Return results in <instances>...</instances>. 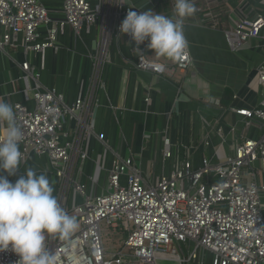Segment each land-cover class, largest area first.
Returning a JSON list of instances; mask_svg holds the SVG:
<instances>
[{"label":"built area","instance_id":"obj_1","mask_svg":"<svg viewBox=\"0 0 264 264\" xmlns=\"http://www.w3.org/2000/svg\"><path fill=\"white\" fill-rule=\"evenodd\" d=\"M251 1L194 0L197 11L191 17L206 28L220 30L231 51L255 39L264 53V0ZM173 8L174 0H62V17L54 19L38 0H0V50L19 46L25 54L40 55V69L44 68L46 49L57 47L66 25L76 35L97 28L88 97L80 94L68 105L54 89L36 86L33 108L12 104L22 131L23 159L32 153L48 158L58 179L57 199L80 225L68 239L47 237L46 245L58 255V264H164L157 254H167L164 258L177 262L180 259L172 248L187 240L193 242L187 260H198V264H203L205 252L211 254L210 264H264V182L258 180L264 172V96L255 108H229L247 123H256L259 134L244 138L233 155L222 160L214 162L203 156L197 169L186 161L148 185L133 157L117 156L98 194H88L85 184L75 178L77 161L87 157L82 141L90 131L88 117L95 92L103 86L101 69L110 39L123 36L131 42L127 34L119 32L129 10L152 9L174 18ZM186 21L187 17L184 24ZM132 43L134 66L140 71L173 78L192 65L189 43L185 57L170 62L152 58L154 51L146 47L147 40L139 48ZM21 68L37 81L39 71L31 70L28 61L22 62ZM257 79L264 85V62L257 68ZM213 103L220 104L219 100ZM68 118L77 121L79 131L74 138L64 132ZM216 134L223 137L221 128ZM97 138L104 139L102 134ZM162 144L163 156L170 157L167 135ZM204 144L208 145V140ZM70 189L82 199L68 206ZM116 229L125 235L119 248L112 251L105 240ZM18 259L10 248L0 251V264H16Z\"/></svg>","mask_w":264,"mask_h":264},{"label":"crops","instance_id":"obj_2","mask_svg":"<svg viewBox=\"0 0 264 264\" xmlns=\"http://www.w3.org/2000/svg\"><path fill=\"white\" fill-rule=\"evenodd\" d=\"M38 1L51 18L62 17V0ZM187 19L183 30L193 62L186 72H178L173 78L138 70L133 62V43L123 36L110 39L107 60L101 69L103 86L95 92V103L88 117L90 131L82 141L87 157L77 161L75 170V178L85 184L88 194L103 191L114 157H133L143 182L154 185L161 175H168L186 161L192 169H197L203 156L214 162L222 160L233 155L236 144L244 138L259 134L256 123H247L229 110L230 107L255 108L264 96V85L257 79V68L264 62L259 42L251 39L242 48L231 51L220 30L206 28L196 18ZM96 36V27L89 34L76 35L66 25L57 38V47L46 49L43 69H40V55L25 54L19 46L0 50V98L33 108L36 86L54 89L68 105L80 94L88 97L93 85L91 56L96 50ZM154 59L170 62L163 56ZM24 61L30 63L31 70L39 71L37 81L22 70ZM215 100L220 104H214ZM5 127L0 123L1 133ZM217 128H221L222 138L216 134ZM78 131L77 121L68 118L64 132L74 138ZM98 134L103 135V141L97 138ZM166 135L171 141L168 158L163 156L162 139ZM29 168L48 177L57 197L58 179L46 156L30 154L22 160L17 174L8 179L14 182ZM258 180L264 182V172L258 175ZM68 193V206L81 201L82 197L73 189ZM261 204L264 215V192ZM111 232L108 238L115 233L122 238L125 235L117 229ZM173 247L180 261L164 258L167 254H157L159 261L198 264V260H187L192 241L177 242ZM107 248L110 249L108 245ZM205 256L203 264H210L211 254L205 252Z\"/></svg>","mask_w":264,"mask_h":264},{"label":"clouds","instance_id":"obj_3","mask_svg":"<svg viewBox=\"0 0 264 264\" xmlns=\"http://www.w3.org/2000/svg\"><path fill=\"white\" fill-rule=\"evenodd\" d=\"M174 18L152 9L129 10L119 26L135 46L143 44L158 56L178 61L185 57L188 41L183 24L197 11L194 0H174ZM0 123L6 125L0 140V251L18 254L16 264H58V255L46 245L48 236L70 238L80 227L53 195L48 177L29 168L13 182L23 160L22 131L14 107L0 98Z\"/></svg>","mask_w":264,"mask_h":264},{"label":"rangeland","instance_id":"obj_4","mask_svg":"<svg viewBox=\"0 0 264 264\" xmlns=\"http://www.w3.org/2000/svg\"><path fill=\"white\" fill-rule=\"evenodd\" d=\"M156 56H158L155 52H153V56H151L152 58H156ZM123 238L121 235H117V233H115L114 235L111 234V236H109V238H107L105 240V243L110 247V249L112 251H114V249L119 248V244H121ZM207 260V256H205V261ZM204 263V262H203Z\"/></svg>","mask_w":264,"mask_h":264}]
</instances>
